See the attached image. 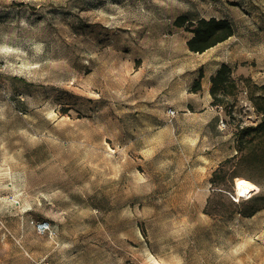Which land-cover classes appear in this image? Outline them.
I'll list each match as a JSON object with an SVG mask.
<instances>
[{
  "label": "rangeland",
  "instance_id": "374dc122",
  "mask_svg": "<svg viewBox=\"0 0 264 264\" xmlns=\"http://www.w3.org/2000/svg\"><path fill=\"white\" fill-rule=\"evenodd\" d=\"M181 15L235 35L192 52ZM263 85L264 0H0V264H264Z\"/></svg>",
  "mask_w": 264,
  "mask_h": 264
},
{
  "label": "trees",
  "instance_id": "16d2710c",
  "mask_svg": "<svg viewBox=\"0 0 264 264\" xmlns=\"http://www.w3.org/2000/svg\"><path fill=\"white\" fill-rule=\"evenodd\" d=\"M175 26L179 28H185L187 31L193 33V36L188 41L189 49L192 52L204 53L209 49L219 45L230 39L235 35V29L233 23L227 19H219L217 17L205 18L201 17L197 20H190L187 16L181 15L175 20ZM232 69L229 65L223 64L215 75L211 77L210 93L214 98V104L218 105L220 101L219 92L232 84ZM202 77L196 80L194 86V92H198L202 89ZM264 90V85L261 87ZM261 99L264 101V95H261ZM259 110L263 114L261 122L256 126H250L243 128L240 132V139L238 145V151L242 154V158L248 160H254L258 166L264 168V103L259 105ZM246 136H251L250 141H245ZM260 138V143H254V139ZM244 143L249 144L248 147ZM264 171V170H263ZM257 198H252L255 200ZM255 209L249 211L248 216L254 215L260 210V207L255 206Z\"/></svg>",
  "mask_w": 264,
  "mask_h": 264
},
{
  "label": "built area",
  "instance_id": "2783aa9c",
  "mask_svg": "<svg viewBox=\"0 0 264 264\" xmlns=\"http://www.w3.org/2000/svg\"><path fill=\"white\" fill-rule=\"evenodd\" d=\"M168 114L170 116H175L176 111L170 108L168 109ZM221 124L225 125L223 120L221 121ZM34 226H35L36 231L41 235L47 234L51 237L57 235V230L55 229V227L52 225L50 221H46V220L38 221L34 223ZM37 264H50V262L47 259H41L40 261L37 262Z\"/></svg>",
  "mask_w": 264,
  "mask_h": 264
},
{
  "label": "bare ground",
  "instance_id": "6f19581e",
  "mask_svg": "<svg viewBox=\"0 0 264 264\" xmlns=\"http://www.w3.org/2000/svg\"><path fill=\"white\" fill-rule=\"evenodd\" d=\"M236 189L239 195L242 196V194L252 193L257 189V185L247 178L238 177L236 180Z\"/></svg>",
  "mask_w": 264,
  "mask_h": 264
},
{
  "label": "crops",
  "instance_id": "0c3cea01",
  "mask_svg": "<svg viewBox=\"0 0 264 264\" xmlns=\"http://www.w3.org/2000/svg\"><path fill=\"white\" fill-rule=\"evenodd\" d=\"M220 44H222V43H220ZM218 46V45H217ZM216 47V46H215ZM214 48V47H213Z\"/></svg>",
  "mask_w": 264,
  "mask_h": 264
}]
</instances>
